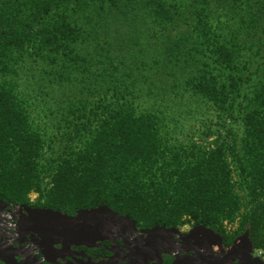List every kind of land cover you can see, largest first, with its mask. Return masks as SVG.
<instances>
[{"label":"trees","instance_id":"16d2710c","mask_svg":"<svg viewBox=\"0 0 264 264\" xmlns=\"http://www.w3.org/2000/svg\"><path fill=\"white\" fill-rule=\"evenodd\" d=\"M122 23L182 67L169 90L202 129L172 96L141 104L151 67L115 46ZM31 194L142 229L248 230L264 251V0H0V201Z\"/></svg>","mask_w":264,"mask_h":264},{"label":"water","instance_id":"95a60500","mask_svg":"<svg viewBox=\"0 0 264 264\" xmlns=\"http://www.w3.org/2000/svg\"><path fill=\"white\" fill-rule=\"evenodd\" d=\"M7 205L9 203L0 201V207ZM26 211L27 213L18 220L15 239L9 243L0 242L2 264H114L115 250L119 247L117 240L121 241L136 258L133 264H145L149 261L162 264V253L174 255L162 246L168 241L173 242L174 238L186 236L188 239L204 242L208 247L212 245L213 239H218V242L221 240L212 229L202 225L193 227L187 233H180L178 228L162 226L137 231L136 223L128 216L118 215L105 205L80 209L74 215L49 208H26ZM27 236L37 249L35 254L29 246L13 247L14 243H24L23 240ZM239 241L227 251L226 256L234 258L239 264H264L262 259L252 255L253 244L248 230L241 235ZM103 242L112 245L109 251L113 256L106 262H93L83 251L72 250L73 247L85 249L99 247ZM37 254L40 255L39 258ZM194 255L193 259L185 252L182 256L174 255L175 261L172 264H219L212 258L208 248L203 250L202 247L195 251ZM18 256L21 257L20 261L17 260Z\"/></svg>","mask_w":264,"mask_h":264},{"label":"rangeland","instance_id":"374dc122","mask_svg":"<svg viewBox=\"0 0 264 264\" xmlns=\"http://www.w3.org/2000/svg\"><path fill=\"white\" fill-rule=\"evenodd\" d=\"M114 43L116 47H120L123 54L131 61H146L151 70L147 73L144 81L140 83L139 99L143 106H153L154 104L167 100L169 97L174 98L176 112L185 129L195 126L202 129L201 120L204 118V107H200V103L195 100L180 99L174 97L169 88L175 82L180 84L186 77L185 71L181 66H175L173 62L167 60L165 50L159 40L152 38L142 28L129 23H122L119 33L114 35ZM159 60L160 63H155ZM182 117V118H181ZM201 125V126H200ZM34 194H31L33 198ZM189 225H186V228ZM227 230H233L235 225L225 224Z\"/></svg>","mask_w":264,"mask_h":264},{"label":"flooded vegetation","instance_id":"af4514ba","mask_svg":"<svg viewBox=\"0 0 264 264\" xmlns=\"http://www.w3.org/2000/svg\"><path fill=\"white\" fill-rule=\"evenodd\" d=\"M36 197L37 195L34 194L33 198L30 195V203L28 204H10L7 206L0 207V242H12L13 239H15V235L18 231V220L27 213L26 208L29 209H36V208H42L36 205ZM193 227L195 226H182L179 227L180 233H187L189 232ZM137 231H140L142 228H137ZM216 234H218L221 237L220 242H218V239H213L212 245L208 247L207 244L201 243V241H196L195 239H188L185 237L182 238H174L173 242L168 241L167 244L163 245L162 248L167 249L168 251H171L174 253V255H183L184 252L186 255L193 259L195 258L194 252L201 249L203 247V250L208 248V251L212 258H215V260L219 264H239L237 260H234V258L226 256L227 251L236 243H239V238L244 233L239 234L238 236H235L233 238H230L220 232H217L213 230ZM250 238V237H249ZM251 240V239H250ZM24 243H14L13 247L22 246V247H31V251L33 254L36 253V248L31 243V239L29 236L24 238ZM252 242V241H251ZM117 243L119 244V247L116 248V256L114 259V264H133V262L136 260V258L131 255L130 251L124 247V245L121 243V241L117 240ZM111 244L108 242L101 243V246L85 249L82 247L75 248L73 247L72 250L74 252H80L83 251L87 257H89L93 262H106L108 261L112 256L113 253L109 251L111 248ZM133 246V245H131ZM244 250V248H242ZM246 249V247H245ZM254 252V248H253ZM252 252V255H253ZM75 255V254H74ZM169 255L166 253L161 254L162 258V264H172L175 261V256ZM240 255V254H239ZM37 257L39 258L40 255L37 254ZM255 257V256H254ZM79 258V257H77ZM17 260L20 261L21 257L18 256ZM67 260H70V258H67ZM145 264H155L153 261L146 262Z\"/></svg>","mask_w":264,"mask_h":264},{"label":"built area","instance_id":"2783aa9c","mask_svg":"<svg viewBox=\"0 0 264 264\" xmlns=\"http://www.w3.org/2000/svg\"><path fill=\"white\" fill-rule=\"evenodd\" d=\"M253 256L258 257L264 261V251L261 249H254Z\"/></svg>","mask_w":264,"mask_h":264}]
</instances>
